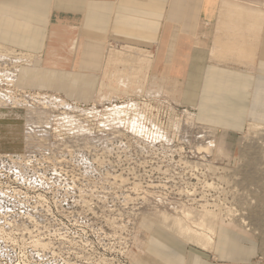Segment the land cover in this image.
<instances>
[{"label": "rangeland", "instance_id": "obj_1", "mask_svg": "<svg viewBox=\"0 0 264 264\" xmlns=\"http://www.w3.org/2000/svg\"><path fill=\"white\" fill-rule=\"evenodd\" d=\"M242 1L264 9V0ZM125 46L111 41L107 51ZM14 54L27 56L16 50ZM120 68L104 67L102 80L111 88L98 94L97 87L90 101L77 103L51 89H12L21 96L58 97L83 112L89 110L91 115L77 117L80 125L93 132L92 138L108 136V131L111 135L105 147L83 144L81 150L68 147L71 153L66 149L52 153L45 148L26 150L20 143L24 150L20 159L0 155V264H138L150 237V219L142 204L149 193L183 202L193 210L212 211L220 224L235 227L258 243L257 262L264 264V129L255 137L249 128L233 135L197 127L214 135V149L205 158L206 153L192 150L177 130L190 128L185 125L187 109L180 102V82L156 63L139 85L112 76ZM134 103L138 109L126 108V116H114V107ZM135 114L143 117L142 127L133 130L129 121ZM61 123L52 122L49 137L54 143L74 137L73 127ZM192 128L193 134L199 130Z\"/></svg>", "mask_w": 264, "mask_h": 264}, {"label": "crops", "instance_id": "obj_2", "mask_svg": "<svg viewBox=\"0 0 264 264\" xmlns=\"http://www.w3.org/2000/svg\"><path fill=\"white\" fill-rule=\"evenodd\" d=\"M111 41L127 46L107 51ZM0 46L34 58L18 74L26 90L90 101L111 88L104 67L139 85L156 63L180 82L198 126L264 129V9L250 1L0 0ZM219 222L205 250L149 221L138 264H258V243Z\"/></svg>", "mask_w": 264, "mask_h": 264}, {"label": "bare ground", "instance_id": "obj_3", "mask_svg": "<svg viewBox=\"0 0 264 264\" xmlns=\"http://www.w3.org/2000/svg\"><path fill=\"white\" fill-rule=\"evenodd\" d=\"M14 51L15 50H13V49L0 46V155L1 154H9L7 156L20 159L19 156L24 151L23 149L19 148V146H21L20 143H22V145L24 146V149H26V150L29 148H32L33 150H34V148H37V149L40 148L39 150L43 151V148H45V150L52 151V153L53 152L57 153V151H59V150L62 152L65 149L67 150L68 147L73 149V146H74V148H75V146H78L76 148V150H78V149L81 150V149H83L82 148L83 144L84 145L85 144H89V145L91 144V146L99 144V145H104L103 147H105L107 144L109 145V143H108L110 140L109 135H111L110 133H108L109 131L106 133V134H108V136H104L103 138L101 137V139L92 138L91 134H93V132L91 133V130L89 131V129H84L83 126H81L80 123L78 122L79 118L77 120V117H80V116L84 117L85 115L87 116V114L89 113L88 112L89 110H87V113L85 110H84L85 112H83V109L80 108L82 110L81 111L77 105H76L77 107H75V105L74 106L70 105L68 103V101H66V100L56 99L58 97L51 98L52 96L47 97L44 95L43 96L32 95L30 97H27V96H23V95L22 96L18 95V93L12 91V89L16 86L18 88H20L19 85H17V78H18V74H19L20 69L22 67L32 66L33 61H34L33 57L18 56L17 54H14ZM3 87H7V88H3ZM9 88H11V90ZM21 89H23V88H21ZM24 95H27V94H24ZM135 103L132 105L129 104V106L128 105L127 106L120 105L119 107L118 106L114 107L115 113H116V114H114V116L116 115V117H117V113H120V114L124 113L125 114L126 108H130V110H131V108L132 109H138L136 107L137 103L136 104ZM107 109L109 111L110 108H107ZM107 109H106V111H107ZM63 111L66 112L64 115H63ZM137 113H139V112H137ZM186 113L187 114L184 115V116H186V119L184 117L185 125L189 126L190 128H186V127L184 128L183 127L184 129H180V126H179V129H177V130H178V132L181 131L180 132L181 138L183 139V141L187 142L188 144H190L192 146V148H193L192 150H195L198 153H206L207 154V155L205 154V158H206V156L210 155L214 149V141H213L214 135L210 131H203V130L199 129V128H205V127H200L195 123L194 116L192 115V113L190 111L187 110ZM125 116H126V114H125ZM88 117H90V116H88ZM141 118H143V117H140V115H136V117H134L132 122L128 120L131 123L130 128L133 130H136L138 128V126H140L139 124H141L140 123ZM115 119L113 121H115ZM54 120L62 121L61 124L65 125V127H69V126L73 127L74 137L72 139L70 138L69 140L63 139L59 142L56 141V143L52 142L51 141L52 139H50L49 135H50V130L52 129V122H54ZM110 120H111V118H110ZM178 122H179V120H178ZM107 123H108V121H107ZM112 124H113V122H112ZM177 125H179V124H177ZM106 126L107 125H105V127ZM193 126L194 127L196 126V128L199 127V128H197V129H199L197 131V133H195L196 131L194 132L195 134L192 133V131H193L192 127ZM140 127H142V126H140ZM191 128H192V131H191ZM206 129H208V128H206ZM260 130H263V128L257 127V126H251L248 131L249 132L253 131L256 135L255 137H258L259 136L258 132ZM178 132H177V134H178ZM138 133H139V131H138ZM141 133H144V132L141 131ZM175 135H176V133H175ZM260 135H263V134H260ZM112 138H113V136H112ZM165 138L167 139V136H165ZM159 139H160V137L158 138V140ZM115 140H116V138H115ZM79 146H81V147L79 148ZM84 147H88V145H85ZM95 149H96V147H95ZM110 149L111 148H107L106 150L110 151ZM179 149H180V147H179ZM181 150H182V148H181ZM68 151H70L69 153L72 152L70 149H68L66 152H68ZM73 152H76V151H73ZM171 152H169V153H171ZM26 154H27V152H26ZM106 154H107V152H106ZM58 159H60V158H58ZM182 162L184 163L185 161H182ZM188 162H190V161H188ZM188 162L186 163V165L188 164ZM179 163H180V161H179ZM195 165H196V163L194 165L190 163L189 166H193V168H194ZM197 166L199 167V165H197ZM200 166L205 167V168H211L212 167L211 165L202 164V163ZM20 167H21V165H19L20 170H24V168L21 167L22 168L21 169ZM186 167H188V166H186ZM189 168L191 169V167H189ZM188 170L189 169H187V171ZM194 170L197 172L196 169H194ZM210 172L212 174L214 171L213 172L210 171ZM190 173H191V171H190ZM183 174H184V172H183ZM195 175H197V174H195ZM203 175H206V174H203ZM187 183H188V181H187ZM170 192H172V191H170ZM161 196L162 195L159 193H157V194L156 193H149L148 198H144V203H142V204H144L143 205L144 208L146 207L145 214L150 219V221L160 225L165 230L175 234L176 236H178V237H180V238H182L188 242L194 243V245H197V247H199V248H202L205 250H211V248L213 246V236L216 233V227H217V223L219 222V217L216 214H213L212 211L206 210L205 208H203L202 210H193L190 208V206L183 204V202L182 203L181 202L173 203L174 200L169 199V198H165V197H161ZM201 206H207V205H201ZM198 207H199V205H198ZM170 210L173 211L174 214L171 213ZM227 210H230V208H228ZM250 229L251 228H249L248 230H250ZM34 244H36V243H34Z\"/></svg>", "mask_w": 264, "mask_h": 264}]
</instances>
